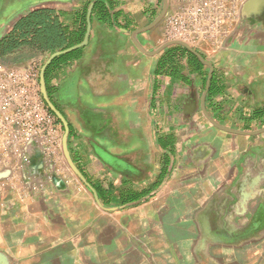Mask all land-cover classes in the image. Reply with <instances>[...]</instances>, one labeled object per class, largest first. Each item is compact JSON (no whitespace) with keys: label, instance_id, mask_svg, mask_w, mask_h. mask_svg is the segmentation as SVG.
<instances>
[{"label":"crops","instance_id":"0c3cea01","mask_svg":"<svg viewBox=\"0 0 264 264\" xmlns=\"http://www.w3.org/2000/svg\"><path fill=\"white\" fill-rule=\"evenodd\" d=\"M97 1L113 4L108 20L97 17ZM247 1L220 47L204 41L192 45L214 65L215 81L223 87L211 99L207 94L210 116L221 126L254 133L264 130V7L253 9ZM38 6L54 9L65 26L75 29L86 14V34L91 28L79 55L49 75L52 99L47 91L71 129L67 149L90 187L111 202L130 191L153 189L166 153L158 141L171 138L170 175L147 200L178 206L185 221L179 244L197 257V241L204 235L198 221L214 210L227 232L249 230L264 213V131L233 134L204 116L201 100L208 67L191 72L185 57L178 65L189 83L157 75L161 55L175 47L153 54L164 44V23L153 27L164 0H0V40L17 15ZM34 53L29 60L4 63L18 66L38 59L42 68L52 55ZM49 111L63 142L64 125ZM24 148L25 164L16 161L19 157L8 161L0 155V252L10 264H124L121 253L103 261L86 245L84 233L77 232V224L91 215L89 187L77 182L68 165L47 164L33 142ZM40 184L43 191L36 190ZM119 186L115 199L113 189ZM219 239L212 241L211 251L223 256L237 245L229 236ZM240 245L250 254L244 264H264V228ZM221 260L212 264H225Z\"/></svg>","mask_w":264,"mask_h":264},{"label":"built area","instance_id":"2783aa9c","mask_svg":"<svg viewBox=\"0 0 264 264\" xmlns=\"http://www.w3.org/2000/svg\"><path fill=\"white\" fill-rule=\"evenodd\" d=\"M244 1L173 0L163 21L164 42L180 40L192 45L204 41L220 47L233 30ZM40 71L38 59L18 66L0 61V155L8 161L19 157L16 161L25 164L24 147L33 142L47 164L58 166L62 162L61 131L44 102ZM48 176L52 181V174ZM36 190L43 191V184Z\"/></svg>","mask_w":264,"mask_h":264},{"label":"rangeland","instance_id":"374dc122","mask_svg":"<svg viewBox=\"0 0 264 264\" xmlns=\"http://www.w3.org/2000/svg\"><path fill=\"white\" fill-rule=\"evenodd\" d=\"M34 56L35 53L31 49L24 48L16 57L0 61L18 62ZM101 163L107 165L104 160ZM114 164L120 168L123 166L121 161H115ZM60 165H67L64 156ZM76 180L78 183L82 182L77 177ZM121 188L122 186L113 189L115 199ZM91 193V215L85 222L77 224V232L84 233L86 245L95 255L104 258L103 261L106 256L110 261V256L113 258L117 253L123 254L124 264H212L213 259L225 260V264H244L250 259V254L245 252L242 245H236L232 251L225 253V256L215 250L211 251L212 241L215 242L220 237L229 236L236 244L244 239L243 231L229 233L226 226H219L215 210L206 212L198 221L204 235L203 238H198L200 245H194L197 248L195 257L191 251H187L184 243L179 244L183 230L180 225L185 221H182L178 206L171 207L167 200H147L124 210L119 206L120 200H112L111 207L106 208L101 203V206L99 205L98 195L92 190ZM219 241L221 243L222 240ZM138 250H141L140 254Z\"/></svg>","mask_w":264,"mask_h":264},{"label":"trees","instance_id":"16d2710c","mask_svg":"<svg viewBox=\"0 0 264 264\" xmlns=\"http://www.w3.org/2000/svg\"><path fill=\"white\" fill-rule=\"evenodd\" d=\"M162 1V0H161ZM114 9L111 2L105 3L97 1L94 11L101 21H106L110 17V11ZM87 30L86 14L83 15L79 27L70 28L65 26L60 14L47 6H38L17 15L11 23V29L0 40V59H7L8 56L24 48L42 54H54L58 51L70 49L83 42ZM82 49L56 57L46 70L45 78L49 98L52 99L53 91L49 86V75L60 64L75 59ZM188 61V68L191 72H197L206 68L196 56L187 49L179 46L167 49L161 55L157 75H165L174 79L189 83L179 68V60L185 58ZM207 80V78H206ZM206 80L205 85L206 86ZM205 89V88H204ZM223 87L216 83L215 78L211 81L208 99L221 93ZM71 134V129L69 135ZM159 145L166 151L163 157V169L158 181L153 189L142 192H127L120 200V207L127 208L147 201L155 191L170 175V168L174 163V143L171 138L159 140ZM99 195L100 203L106 207H111V200H105L104 193L95 188Z\"/></svg>","mask_w":264,"mask_h":264},{"label":"water","instance_id":"95a60500","mask_svg":"<svg viewBox=\"0 0 264 264\" xmlns=\"http://www.w3.org/2000/svg\"><path fill=\"white\" fill-rule=\"evenodd\" d=\"M247 6L252 7L253 9H260L261 7H264V0H248L245 3ZM170 5V0H164V6H163V10L160 14V16L156 19V21L153 23V27H156L157 25H159L161 22H163L164 18L166 17L167 13H168V8ZM244 6V5H243ZM244 8V7H243ZM90 31L91 28L90 26L88 27V31L87 34L84 38V41L77 45L74 46L70 49L64 50V51H58L54 54H52L50 56V58L47 60V62L44 64V66L41 68L40 71V87H41V93L43 95L44 101L46 102V104L48 105L49 109L57 116V118L63 123L64 125V129H65V135L63 137V142H62V151L64 154V158L66 160V164L68 165V167L76 174V176L84 183L86 184L90 190L94 191L96 196L97 193L94 189H92L90 187V185L88 184L87 180L85 179V177L82 175V173L78 170V168H76L75 164L73 163L68 149H67V137H68V133H69V126L68 123L66 121V119L64 118V116L61 114L60 111H58L56 109V107L50 102L48 95H47V90H46V81H45V71L46 68L48 67V65H50V63L58 56L64 55V54H68L71 53L73 51H76L82 47H85L88 44L89 41V35H90ZM171 46H180L183 47L185 49H187L191 54H193L194 56H196L198 58V60L200 61V63H202L204 66L208 67L210 72H209V76L207 78V82H206V87H205V91L201 100V107H202V111L204 113V116L217 128L229 132V133H233V134H239V135H256V134H260L261 132H263L264 130L261 131H257L254 133H248V132H241V131H237V130H233L224 126H221L220 124H218L208 113L207 108H206V97L207 94L210 90V84H211V80L213 78L214 75V70L215 67L214 65L205 59V57H203V55L201 53H199V51H197V49L190 45L187 42L184 41H180V40H174V41H169V42H164V44H162L153 54H159L161 53L163 50L171 47ZM99 200V199H98ZM99 205H100V201H98ZM101 206V205H100ZM0 264H10V261L8 259V257L0 252Z\"/></svg>","mask_w":264,"mask_h":264},{"label":"flooded vegetation","instance_id":"af4514ba","mask_svg":"<svg viewBox=\"0 0 264 264\" xmlns=\"http://www.w3.org/2000/svg\"><path fill=\"white\" fill-rule=\"evenodd\" d=\"M256 222L253 223L252 227L249 230L243 231L244 239L242 241H247L252 235L257 233L258 231L262 230L264 228V213L262 212L259 217L255 220ZM240 233V232H239ZM242 242H240L237 245H240ZM245 252H248L247 248H244ZM236 264V263H232Z\"/></svg>","mask_w":264,"mask_h":264}]
</instances>
